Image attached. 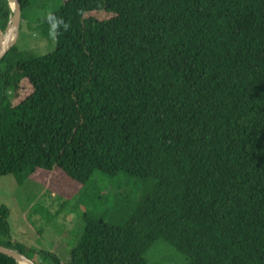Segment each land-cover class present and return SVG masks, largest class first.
Wrapping results in <instances>:
<instances>
[{"label":"trees","instance_id":"obj_1","mask_svg":"<svg viewBox=\"0 0 264 264\" xmlns=\"http://www.w3.org/2000/svg\"><path fill=\"white\" fill-rule=\"evenodd\" d=\"M36 29L52 51L0 61V175L60 168L79 222L61 258L13 241L1 205L0 245L147 264L163 240L185 264H264V0H63Z\"/></svg>","mask_w":264,"mask_h":264},{"label":"rangeland","instance_id":"obj_2","mask_svg":"<svg viewBox=\"0 0 264 264\" xmlns=\"http://www.w3.org/2000/svg\"><path fill=\"white\" fill-rule=\"evenodd\" d=\"M62 1L34 0V3L23 11L16 42L20 49L35 54L48 53L54 49L55 30L45 36L36 27L39 21ZM4 9L3 17H6L7 6ZM9 9L10 20L13 11L11 7ZM1 22L2 19L0 41L6 29L1 28ZM100 185L106 186L107 181ZM78 187L79 183L70 179L58 167L52 170H38L22 183L11 174L0 175V206L5 205L8 208L12 240L35 249L55 251L59 257L66 258L67 253L64 251L67 252L76 236L71 228L79 222V209L74 205ZM185 262V256L163 240L154 243L147 252V264Z\"/></svg>","mask_w":264,"mask_h":264},{"label":"water","instance_id":"obj_3","mask_svg":"<svg viewBox=\"0 0 264 264\" xmlns=\"http://www.w3.org/2000/svg\"><path fill=\"white\" fill-rule=\"evenodd\" d=\"M8 1L13 14L0 41V61L12 46L16 44L22 21V6L20 0ZM0 252L14 258L19 264H36L34 260L15 249L0 245Z\"/></svg>","mask_w":264,"mask_h":264}]
</instances>
